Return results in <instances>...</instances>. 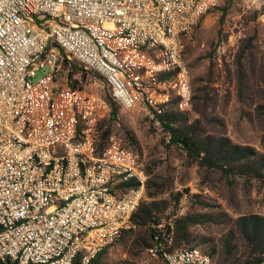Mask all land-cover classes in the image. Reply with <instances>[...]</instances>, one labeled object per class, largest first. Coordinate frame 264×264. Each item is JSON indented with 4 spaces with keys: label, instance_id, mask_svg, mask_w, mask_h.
Wrapping results in <instances>:
<instances>
[{
    "label": "built area",
    "instance_id": "built-area-1",
    "mask_svg": "<svg viewBox=\"0 0 264 264\" xmlns=\"http://www.w3.org/2000/svg\"><path fill=\"white\" fill-rule=\"evenodd\" d=\"M219 2L0 0V264H95L145 196L135 152H98L110 106L74 84L65 60L126 109L190 111L185 42ZM150 251L165 264H213L198 248Z\"/></svg>",
    "mask_w": 264,
    "mask_h": 264
},
{
    "label": "rangeland",
    "instance_id": "rangeland-1",
    "mask_svg": "<svg viewBox=\"0 0 264 264\" xmlns=\"http://www.w3.org/2000/svg\"><path fill=\"white\" fill-rule=\"evenodd\" d=\"M65 61L74 84L110 106L98 126V152L114 143L130 149L148 176L141 204L151 206L153 221L133 224L98 264H165L150 251L155 229L167 246L198 248L213 264H264V250H255L237 226L244 217L264 219V178L244 172L250 161L233 164V171L203 165L173 144L166 129L170 125L196 140L225 138L264 158V0H220L185 42L190 111H181L176 101L161 112L142 104L126 109L97 74ZM185 218L193 222L180 241L175 223Z\"/></svg>",
    "mask_w": 264,
    "mask_h": 264
},
{
    "label": "trees",
    "instance_id": "trees-1",
    "mask_svg": "<svg viewBox=\"0 0 264 264\" xmlns=\"http://www.w3.org/2000/svg\"><path fill=\"white\" fill-rule=\"evenodd\" d=\"M224 16L225 12L221 23L224 20ZM70 78H72V74H70ZM166 129L170 134L171 142L173 144L182 145L187 151L189 157L199 160L201 164L210 168L220 169H225V166H230L229 170L233 171V169H235L232 167L233 164L241 161H250L244 167V172L253 174V176L258 178H264V158L258 157L250 148L235 145L225 138L216 139L210 137L196 140L186 132L180 129H175L170 125H167ZM252 156H256L253 161H251ZM152 221L153 212L151 206L141 204L138 212L134 216V224L146 225ZM192 222L193 221L190 218H185L184 221H178L175 223V229L180 241L186 240V232ZM237 226L239 231L246 236L255 250L262 253L264 250V219L256 216L244 217L238 221ZM233 234L234 233L232 232L227 236L226 246L228 249H231V239ZM152 237L155 241V245L163 244L167 246L164 234L158 229L152 231ZM103 253L97 257L95 264H98ZM259 262L261 261L259 260Z\"/></svg>",
    "mask_w": 264,
    "mask_h": 264
}]
</instances>
